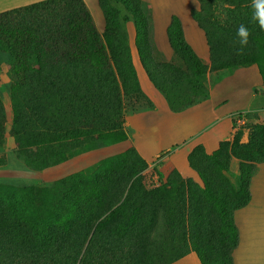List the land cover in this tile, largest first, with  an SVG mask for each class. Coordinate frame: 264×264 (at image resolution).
Returning a JSON list of instances; mask_svg holds the SVG:
<instances>
[{"label":"trees","instance_id":"trees-1","mask_svg":"<svg viewBox=\"0 0 264 264\" xmlns=\"http://www.w3.org/2000/svg\"><path fill=\"white\" fill-rule=\"evenodd\" d=\"M197 1L191 15L205 33L209 65L175 15L167 29L174 61H166L152 37L151 7L142 0H98L102 34L84 0H42L1 12L0 54L10 56V133L27 142L18 150L25 165L44 171L122 143L129 137L126 101L153 108L113 2L133 16L140 62L171 111L207 99L209 73L257 65L264 81V28L254 18L253 0ZM241 25L249 33L243 48ZM247 126V144L240 129L212 154L203 146L189 154L202 183L173 170L149 188L148 164L134 148L51 186L0 183V264H173L191 252L201 264H234V214L251 201L252 178L264 164V124ZM5 129L0 98V145ZM232 156L240 161L235 184L228 176ZM7 163L0 154V168Z\"/></svg>","mask_w":264,"mask_h":264},{"label":"crops","instance_id":"crops-1","mask_svg":"<svg viewBox=\"0 0 264 264\" xmlns=\"http://www.w3.org/2000/svg\"><path fill=\"white\" fill-rule=\"evenodd\" d=\"M27 1L29 0H0V13L42 0L31 3ZM142 1L151 7L155 44L167 60L173 56L167 29L172 16L175 15L181 20L187 42L206 64H210V51L205 33L191 15L192 9H199L197 0ZM85 2L93 16L98 18V24L104 26L103 17L98 15V0ZM127 32L141 87L153 103V108L127 114L124 128L129 133L128 139L119 144L86 152L94 154L87 162L91 164L96 159L97 168L101 156L104 159L134 148L148 164L145 178L149 176V182L157 179L165 183L173 170L178 171L183 179L199 182L198 174L188 162V156L194 148L203 146L207 154H212L219 149L221 142L233 140L241 129L235 121L239 115L246 117L247 125L264 124V81L260 70L257 65H252L232 73H209V97L186 110L173 112L165 97L150 81L140 62L135 47L134 24H127ZM246 137L244 133L243 139ZM83 154L81 153L82 159ZM72 157L61 165H65L64 168L72 166L78 159ZM250 192L249 204L234 214L239 231V246L234 253V264H264V164L258 166L251 181ZM173 264H201V261L195 252H191Z\"/></svg>","mask_w":264,"mask_h":264},{"label":"rangeland","instance_id":"rangeland-1","mask_svg":"<svg viewBox=\"0 0 264 264\" xmlns=\"http://www.w3.org/2000/svg\"><path fill=\"white\" fill-rule=\"evenodd\" d=\"M35 1L38 0H29L27 2L31 3ZM112 5L118 10L120 21L124 29H126L127 31V24L129 23L134 24L133 16L126 10V8L122 4L113 2ZM99 10L100 12H98V15H100L101 18L103 17L104 19L100 6H99ZM223 17L224 16H222V18ZM93 18L95 23L98 24L97 22L98 18L97 17L95 18L94 16ZM134 29H135V25H134ZM98 31L100 32V34H102L104 31V26L101 27V25L98 24ZM135 36H136V30H135ZM152 37L153 38L155 37L153 31V21H152ZM166 61H174L173 56L170 60L166 59ZM9 67H10V56L1 53L0 54V98L3 104L4 114L6 116V129H5L4 142L0 145V154L6 155V157L8 158V163L6 166L0 168V183H7L16 186H29V185L51 186L54 184L56 180L72 172H77V171H83L87 173H91V171L93 172L97 166L96 159H94L93 162L89 164L87 160L91 158L94 154H88V153H84L82 155L84 157L83 159L81 157V154L74 155L72 159L78 158L76 162H74L72 166H67L65 168H64L65 165L64 166L60 165L55 168L52 169L50 168L44 171H34L29 169L25 165L23 158L19 157L18 155V150L21 148L28 147L27 142H25L24 140H19L14 138L10 133L13 114H12V105H11V81L8 77ZM211 79H213V76H211ZM147 106L148 105L144 101H140V102L135 100L126 101V115L143 111L144 108ZM244 133H246L247 137L246 139L242 138L241 143L247 144L248 135H249V127L247 125L244 127ZM102 159L103 157L101 156L99 158V161ZM90 165L93 166L89 167L88 169L85 168V166H90ZM239 166H240V161L235 156H232L230 162V168L228 171V176L233 184L237 182V177L239 174ZM63 168L66 169L67 171L64 170ZM149 180H150L149 176L147 177V179L145 178L146 185L149 188H154L152 187V181L149 182ZM199 183H202L200 178H199Z\"/></svg>","mask_w":264,"mask_h":264},{"label":"clouds","instance_id":"clouds-1","mask_svg":"<svg viewBox=\"0 0 264 264\" xmlns=\"http://www.w3.org/2000/svg\"><path fill=\"white\" fill-rule=\"evenodd\" d=\"M255 9L254 18L258 21L261 28H264V0H253ZM237 36L240 37L239 43L243 48L248 44V30L244 25H241L237 30Z\"/></svg>","mask_w":264,"mask_h":264},{"label":"built area","instance_id":"built-area-1","mask_svg":"<svg viewBox=\"0 0 264 264\" xmlns=\"http://www.w3.org/2000/svg\"><path fill=\"white\" fill-rule=\"evenodd\" d=\"M236 124L239 128L243 129L246 125H247V119L245 116L243 115H239L236 117L235 119ZM163 182H161L160 180L154 179L152 181V187H158L161 186Z\"/></svg>","mask_w":264,"mask_h":264}]
</instances>
